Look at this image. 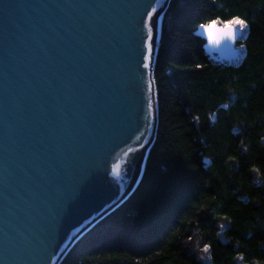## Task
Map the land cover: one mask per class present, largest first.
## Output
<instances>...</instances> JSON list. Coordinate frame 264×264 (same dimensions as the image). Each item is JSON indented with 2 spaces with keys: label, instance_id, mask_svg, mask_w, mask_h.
Masks as SVG:
<instances>
[{
  "label": "water",
  "instance_id": "1",
  "mask_svg": "<svg viewBox=\"0 0 264 264\" xmlns=\"http://www.w3.org/2000/svg\"><path fill=\"white\" fill-rule=\"evenodd\" d=\"M170 1L0 0V264H60L136 188L157 127L154 17ZM198 35L241 64V32Z\"/></svg>",
  "mask_w": 264,
  "mask_h": 264
},
{
  "label": "trees",
  "instance_id": "2",
  "mask_svg": "<svg viewBox=\"0 0 264 264\" xmlns=\"http://www.w3.org/2000/svg\"><path fill=\"white\" fill-rule=\"evenodd\" d=\"M237 17L241 64H216L196 32ZM152 78L139 184L60 264H264V0H171Z\"/></svg>",
  "mask_w": 264,
  "mask_h": 264
},
{
  "label": "bare ground",
  "instance_id": "3",
  "mask_svg": "<svg viewBox=\"0 0 264 264\" xmlns=\"http://www.w3.org/2000/svg\"><path fill=\"white\" fill-rule=\"evenodd\" d=\"M170 4H171V1H170V3H168V5H167V8H166V11H165V13H163L162 14V12L160 11L157 15H155V17H154V21H155V25H154V37H153V47H152V50H154L153 52H155V58L153 59V66H154V64H155V59H156V55H157V50H158V45H159V39H160V36H161V23H162V18L164 17V15L167 13V10H168V8H169V6H170ZM215 22V25L216 26H218V27H220V28H224V25L225 24H227L228 22H217V21H214ZM213 22H211V23H209L208 25H210V24H212ZM208 25H206V26H200L199 28H198V30H197V32H196V34L198 35V32L200 31V30H202L204 27H207ZM242 34H243V32H242ZM246 35H247V27H246V33L245 34H243V36H245V38H246ZM199 36V35H198ZM199 38L201 39V40H203L200 36H199ZM204 41V40H203ZM204 43H205V45H206V42L204 41ZM204 48H205V46H204ZM239 48H242L241 47V44H239V45H237V47H236V50L238 51V49ZM238 55H239V57L241 58L242 57V59H243V54H241L240 55V53H239V51H238ZM211 59L214 61V63H218V62H216L215 61V59H213L212 57H211ZM242 61V60H241ZM153 66H152V69H151V77H152V70H153ZM152 81H153V78H152ZM153 86H154V81H153ZM154 93H155V87H154ZM155 105H156V117H157V102H156V95H155ZM157 119V118H156ZM156 129H157V127H156ZM155 136H156V133H155ZM154 140H155V138H154ZM153 143H154V141H153ZM153 145V144H152ZM151 148V147H150ZM149 148V149H150ZM149 149H148V151H149ZM147 154H148V152L146 153L145 152V155H144V158H143V161H142V165H141V168H140V172H139V174H138V176H137V179H136V181H135V183H134V187H137L138 186V184H139V181H140V178H141V176H142V172H143V168H144V164H145V161H146V158H147ZM136 189V188H135ZM134 189V190H135ZM134 192V191H133ZM133 192L126 198V199H124L123 200V202L121 203V205L122 204H124L129 198H130V196L133 194ZM120 205V206H121ZM119 206V207H120ZM118 207V208H119ZM118 208H116V209H118ZM73 246V245H72ZM71 246V247H72ZM71 249V248H70ZM69 249V250H70ZM69 250L67 251V253L69 252ZM66 253V254H67Z\"/></svg>",
  "mask_w": 264,
  "mask_h": 264
},
{
  "label": "snow or ice",
  "instance_id": "4",
  "mask_svg": "<svg viewBox=\"0 0 264 264\" xmlns=\"http://www.w3.org/2000/svg\"><path fill=\"white\" fill-rule=\"evenodd\" d=\"M236 26H239V28H237ZM245 27L246 22L243 19L237 17L225 24L223 29H216L215 22H213L212 24L207 26V30L209 31L210 35L212 33V30L215 29L217 32H222L224 35L228 36V38L232 39L235 38L237 32L242 33Z\"/></svg>",
  "mask_w": 264,
  "mask_h": 264
},
{
  "label": "rangeland",
  "instance_id": "5",
  "mask_svg": "<svg viewBox=\"0 0 264 264\" xmlns=\"http://www.w3.org/2000/svg\"><path fill=\"white\" fill-rule=\"evenodd\" d=\"M236 27L239 28V26H236ZM245 33H246V27H245L244 30H243V34H245ZM238 51H239V53H240V55H241L243 49H242V48H239ZM84 235H85V234H84ZM79 240H80V239H79ZM76 242H78V240H77ZM76 242H75V243H76ZM75 243H74V244H75ZM65 256H66V255H65Z\"/></svg>",
  "mask_w": 264,
  "mask_h": 264
}]
</instances>
